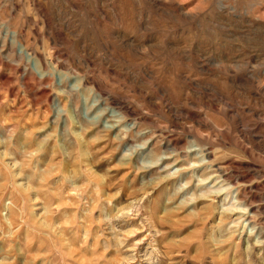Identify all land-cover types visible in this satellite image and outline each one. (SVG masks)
<instances>
[{"label": "rangeland", "instance_id": "obj_1", "mask_svg": "<svg viewBox=\"0 0 264 264\" xmlns=\"http://www.w3.org/2000/svg\"><path fill=\"white\" fill-rule=\"evenodd\" d=\"M222 263L264 264V0H0V264Z\"/></svg>", "mask_w": 264, "mask_h": 264}, {"label": "bare ground", "instance_id": "obj_2", "mask_svg": "<svg viewBox=\"0 0 264 264\" xmlns=\"http://www.w3.org/2000/svg\"><path fill=\"white\" fill-rule=\"evenodd\" d=\"M222 255V254H221ZM218 260H219V258H218ZM223 264V263H222Z\"/></svg>", "mask_w": 264, "mask_h": 264}]
</instances>
